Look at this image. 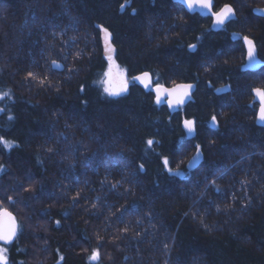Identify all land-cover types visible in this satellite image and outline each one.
Instances as JSON below:
<instances>
[{
    "label": "trees",
    "instance_id": "1",
    "mask_svg": "<svg viewBox=\"0 0 264 264\" xmlns=\"http://www.w3.org/2000/svg\"><path fill=\"white\" fill-rule=\"evenodd\" d=\"M226 4L236 18L215 29L179 0H0V209L21 226L0 245L9 264H264V63L244 66V37L264 61V0L213 12ZM104 28L130 80L119 96L104 91ZM143 71L197 89L171 111L132 80Z\"/></svg>",
    "mask_w": 264,
    "mask_h": 264
},
{
    "label": "snow or ice",
    "instance_id": "2",
    "mask_svg": "<svg viewBox=\"0 0 264 264\" xmlns=\"http://www.w3.org/2000/svg\"><path fill=\"white\" fill-rule=\"evenodd\" d=\"M185 5L189 9H205L208 11H211L213 7V0H184ZM123 7V5H122ZM235 10L230 5H225L222 9H220L219 12H213L212 15L215 17V21L217 24H223L226 20L234 16ZM105 41L109 45L108 51L114 52L115 49L111 47L110 40L112 34L109 32L107 28L103 29ZM245 43L248 45V58L249 60L255 59V42L248 37H244ZM191 47H195L194 45ZM55 63V62H54ZM59 67V65H56ZM30 77L34 76L33 73L28 74ZM111 75V72L109 73ZM135 79H149V74L144 73L143 77H136ZM108 87H105L104 91L110 95V96H119L122 93L127 91V81L124 79H120L118 82L115 83V86H113V81L110 79L108 82ZM191 85H181L177 86L176 88H173L171 90L169 89H157L158 91H165L169 95H172L175 97L176 104H182L183 99L185 96L188 95L189 90L191 89ZM257 97L260 101V109H259V119L261 121H264V89H254ZM0 99H3L2 96H0ZM213 121L216 120L215 117L212 118ZM185 127L191 132L193 130V121H185ZM0 143L4 144L6 147H11L12 142L6 141L3 138H0ZM149 145L153 144L152 140L147 141ZM51 151V149H50ZM197 156H199V152L197 153ZM164 164L167 166L168 160L167 158L164 159ZM143 166L141 165V169ZM169 171L171 169L169 168ZM9 200H11V197H8ZM59 221H57V224ZM20 225L17 223L15 217L12 215V213L8 212L6 209H0V241H4L5 243H11L14 239L17 237L18 231H20ZM129 229L125 227L124 231L127 232ZM99 250H96L93 252L92 256L90 257L92 260L99 259ZM63 259V257H61ZM0 264H9L8 256H7V249L0 246Z\"/></svg>",
    "mask_w": 264,
    "mask_h": 264
},
{
    "label": "water",
    "instance_id": "3",
    "mask_svg": "<svg viewBox=\"0 0 264 264\" xmlns=\"http://www.w3.org/2000/svg\"><path fill=\"white\" fill-rule=\"evenodd\" d=\"M185 7L186 9L189 11V12H198L199 14L203 15V16H208V15H212L213 13V7L211 9V11H208V10H205V9H200V8H195V9H189L185 3H184V0H179ZM226 5H230L234 10L235 8L233 7V5L231 4H226ZM213 6H214V0H213ZM225 5H223L220 9H222ZM220 9L217 11L219 12ZM254 13L258 16H261V17H264V7H257L254 9ZM236 10H235V14L234 16H232L231 18H229L228 20H226L223 24H217L216 21H215V17L213 16V27L215 29H218L224 25H226L227 23H229L232 19H235L236 18ZM195 47H191L192 50H195L196 49V44H193ZM192 45V46H193ZM247 46V57H248V45L246 44ZM55 62V63H54ZM52 66L54 69L56 70H62L64 65L62 62L60 61H54ZM248 63L249 65L251 66V68L255 69L257 67H259L261 65V60L259 59L258 57V54H257V50L255 48V59L254 60H249L248 58ZM56 65H59V67H57ZM144 73H148L149 74V79H135L136 77H143V74ZM132 80L142 86L144 89L146 90H153V92L155 93L156 95V99L157 101H161L163 99L166 100V104L168 106V108L171 110V111H176L177 109L183 107V106H186L190 101L191 99L193 98L194 96V93L197 89V83L195 82H178L174 85H164V84H156L154 82V78H153V75L150 71H143V72H140V73H137L135 74L133 77H132ZM181 85H191V89L189 90L188 92V95L184 97L183 99V103L182 104H176L175 102V97L172 96V95H169L167 92L165 91H158L157 89H173V88H176L177 86H181ZM263 89V88H260V87H256L254 89ZM229 89V85H224V86H221L217 89V93H223L225 91H227ZM253 89V95H254V100L255 102H257L259 104V107H258V111H257V123L259 125H262L264 126V121H261L259 119V109H260V101H259V98L257 97L255 91ZM186 121V120H185ZM184 121V122H185ZM187 121H193V130L191 132H189V130L185 127V123L183 122V128H184V131L187 135V137L189 139H192L196 136V133H197V130H196V124H195V121L194 120H187ZM217 125V121H213L211 122V126L212 127H216ZM199 152V156H197V153ZM203 159H204V152L202 149H198L196 150V152L188 159L187 161V167L188 169L190 170H196L198 169L200 166H201V163L203 162ZM8 212L12 213L10 210L6 209ZM12 215L15 217L14 213H12ZM16 219V218H15ZM17 221V219H16ZM18 223V221H17ZM15 241V239L11 242V243H5L4 241H0V245H10L12 244L13 242Z\"/></svg>",
    "mask_w": 264,
    "mask_h": 264
},
{
    "label": "rangeland",
    "instance_id": "4",
    "mask_svg": "<svg viewBox=\"0 0 264 264\" xmlns=\"http://www.w3.org/2000/svg\"><path fill=\"white\" fill-rule=\"evenodd\" d=\"M105 42V54L107 57V61H108V69L106 71V76H105V87H108V81L111 79L113 81V86H115V83L118 82L121 78L127 81V89H128V85H129V78L126 74V72L120 67L118 66V64L114 61L113 59V52H109L108 51V47L109 45ZM245 59H246V63L244 64V66H250L248 63V57H247V49L245 51ZM239 56H242V53H239ZM262 63H264V61H262ZM111 72V75H109V73ZM191 157V156H190ZM188 161V160H187Z\"/></svg>",
    "mask_w": 264,
    "mask_h": 264
},
{
    "label": "bare ground",
    "instance_id": "5",
    "mask_svg": "<svg viewBox=\"0 0 264 264\" xmlns=\"http://www.w3.org/2000/svg\"><path fill=\"white\" fill-rule=\"evenodd\" d=\"M227 85H229V84H227ZM222 86H224V85H222ZM220 87H221V86H220ZM229 88H230V85H229ZM263 89H264V88H263ZM228 90H229V89H228ZM216 91H217V90H216ZM252 91H253V90H252ZM253 96H254V95H253ZM193 154H194V153H193ZM193 154H192V155H193ZM192 155H191V156H192ZM186 166H187V163H186ZM187 168H188V167H187ZM188 170H190V169H188ZM190 171H193V170H190ZM11 212H12V211H11ZM12 213H13V212H12ZM14 215H15V214H14ZM15 218L17 219L16 215H15Z\"/></svg>",
    "mask_w": 264,
    "mask_h": 264
},
{
    "label": "flooded vegetation",
    "instance_id": "6",
    "mask_svg": "<svg viewBox=\"0 0 264 264\" xmlns=\"http://www.w3.org/2000/svg\"><path fill=\"white\" fill-rule=\"evenodd\" d=\"M260 59V58H259ZM261 60V59H260ZM261 64H262V60H261ZM18 221V220H17ZM19 224V223H18ZM19 232V231H18ZM17 235H18V233H17Z\"/></svg>",
    "mask_w": 264,
    "mask_h": 264
}]
</instances>
